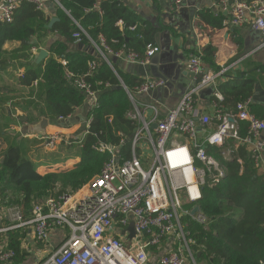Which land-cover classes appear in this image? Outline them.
<instances>
[{
	"label": "trees",
	"instance_id": "obj_1",
	"mask_svg": "<svg viewBox=\"0 0 264 264\" xmlns=\"http://www.w3.org/2000/svg\"><path fill=\"white\" fill-rule=\"evenodd\" d=\"M61 4L66 12L57 8L59 21L52 28L45 10L27 1L21 2L12 23H0V107L7 109L0 119V146L5 147L0 152V207L18 208L25 219L36 207L78 192L101 173L109 155L97 151L100 143L130 157V141L138 123L130 118L133 107L126 92H133L144 82L125 74L113 56H107L110 65L96 52L92 41L98 43L103 36L113 52H131L143 59L159 32L142 24L120 0H62ZM200 15L214 28L223 27L207 14ZM77 32L82 34L78 48L73 38ZM8 43L18 47L6 49ZM34 48L49 52L44 63L33 61ZM213 57L214 49L209 46L201 60L211 67ZM259 69L264 75V66ZM68 74L85 77L94 87L98 92L94 104ZM255 86L254 79L220 85L227 112L235 114L239 103L251 101L250 112L264 120V108L252 103ZM18 106L28 112L15 119L13 110ZM83 109L91 123L79 148V162L70 169L41 175L30 157L41 141L25 138L12 128L36 124L43 118L59 125L58 119L77 117ZM217 125L215 121L214 129ZM239 135L242 139L249 136L248 124L240 123ZM208 153L226 168V177L203 190L199 207L208 224H191L196 264H264V175L246 146L239 155L242 164L236 156L225 157L220 148L209 147ZM27 235L18 229L7 236V247L15 252L18 264L23 261Z\"/></svg>",
	"mask_w": 264,
	"mask_h": 264
},
{
	"label": "built area",
	"instance_id": "obj_2",
	"mask_svg": "<svg viewBox=\"0 0 264 264\" xmlns=\"http://www.w3.org/2000/svg\"><path fill=\"white\" fill-rule=\"evenodd\" d=\"M23 1L36 4L38 9L53 3L65 11L62 0H0V23H12ZM210 1L229 16L234 27H241L251 16L252 29L264 38V0ZM179 4L177 1L176 5ZM81 32L84 33L82 29ZM81 32L73 35L77 43L81 42ZM92 43L110 65L107 56L146 65L161 51V46L148 45L141 59L135 53L113 52L103 36H99L98 43ZM187 68L195 75H202L201 57L193 56ZM224 74L204 75L164 118H160V107L154 100V91L164 86L163 81L148 80L133 92L127 91L133 106L130 118L138 123L130 141V157L100 143L97 151L108 154L109 160L97 177L74 194L36 207L29 219L20 211L14 212L10 225H0V235L33 228L34 242L53 249L56 244L55 252L38 264H149L154 250H157L154 254L157 264H196L191 224H208L199 207L203 190L210 183L220 184L226 177V168L208 153L209 147L222 149L225 157L236 156L242 164L239 157L242 148L264 132V120L249 110L251 101L239 103L235 114H230L223 105L222 93L214 92V115H202L198 110L201 91L215 87V79ZM68 78H74L90 104L96 102L98 92L85 77L68 74ZM140 95L150 96L152 102L140 104ZM61 120L66 119L60 118L58 122ZM213 120L218 123L214 130ZM90 123L86 118L84 130L79 125L73 134L70 129L58 130L41 135L39 140L50 149L61 142L81 148ZM240 123L248 124L249 136L245 139L239 135ZM153 125L157 126L155 130ZM257 152L264 153V141ZM129 228L134 230L133 237ZM14 257L15 252L0 243V261L8 262Z\"/></svg>",
	"mask_w": 264,
	"mask_h": 264
},
{
	"label": "crops",
	"instance_id": "obj_3",
	"mask_svg": "<svg viewBox=\"0 0 264 264\" xmlns=\"http://www.w3.org/2000/svg\"><path fill=\"white\" fill-rule=\"evenodd\" d=\"M120 1L141 19L142 24H147L159 31L154 44L161 46V51L150 60L149 64L140 65L138 63H127L121 60H119L118 63L119 68L125 74L137 80L143 82L148 80H161L164 82V86L154 91V97H156L154 100L160 107V118H164L169 110L174 109L179 104L184 94L198 82L199 77L196 76L194 78L191 76L194 73L188 70L187 63L193 56L201 57L209 46L214 49V66L211 65L210 67L202 61L203 75L217 74L219 72H225V74L215 79V87L209 86L201 91L202 93L197 98V108L201 114L213 116L215 111L213 104V100L215 99H213V95L207 98V100H203L202 95L204 91L213 88L214 92H220L219 86L222 84L229 83L232 86L248 79H254L256 81V86L261 88V91H255L252 103L264 108V75L259 69L264 66V38L259 32L252 29L251 16H248L247 22L241 27H234L230 23L229 16L215 7L210 0ZM177 1H180L179 5H176ZM57 8L59 7L55 4L48 3L43 9L47 16L50 17L51 21L53 19L59 21L56 16ZM202 13L207 14L213 23H220L223 27L214 28L212 24L202 20L200 15ZM122 25V23H119L120 27H122ZM79 44L80 43H76L75 47L78 48L80 46ZM17 47V43H8L5 46V48L9 50ZM41 50L46 49L34 48L32 50L33 61L36 64V57L40 54ZM95 50L100 55L96 48ZM45 61L46 59L42 63ZM216 68H219V71H216ZM34 86H37V82ZM150 99V96H138L140 104L152 102ZM8 106H10V104H8ZM225 109L227 110L226 107ZM6 111L7 109L5 106L0 107V119L6 116ZM13 112L14 118L17 119L24 117L28 111L18 106ZM36 124H26L25 126L12 128V132H19L23 134L25 138L39 141L41 135L32 133V127ZM214 125L215 120L211 123L212 130H214ZM52 126L55 125L50 124L48 128ZM56 127L55 131H66L71 129L72 126L65 128L59 123ZM77 127H79V125H77ZM263 141L264 132H262L257 139H253L250 145H245L248 151L253 154L259 173L262 175H264V153H258L257 148ZM2 150L4 151L5 147L0 146V152ZM78 162L79 161H77V163ZM66 164L69 165L67 169H70L76 163L68 160ZM39 165L51 166V164H45L42 160H40ZM37 169L41 175L49 173L48 171H44L45 168L40 170L37 167ZM14 210L15 208L0 207V225L2 227H7L11 224L10 220ZM23 230L28 233L24 241L25 244H23L25 247L29 237L31 241L34 242L32 235L33 228H24ZM10 233L12 232L0 235V241L6 248H8L6 243L8 239L7 236ZM55 240L56 238L54 242ZM57 242L58 241H56V243ZM156 251L157 250L153 252L151 257V262H154V264H157V258L154 255Z\"/></svg>",
	"mask_w": 264,
	"mask_h": 264
},
{
	"label": "rangeland",
	"instance_id": "obj_4",
	"mask_svg": "<svg viewBox=\"0 0 264 264\" xmlns=\"http://www.w3.org/2000/svg\"><path fill=\"white\" fill-rule=\"evenodd\" d=\"M56 128H57L56 125L48 128L46 134H51L55 132ZM77 128H78L77 125L72 126L71 129L69 130L71 131L70 133L73 134L77 132L78 130ZM141 143H144V141H142ZM71 146L66 145L65 142H61L56 145L55 149H50L47 146H45L43 142H41L35 147L30 157L33 160L34 164L37 165V167L40 170H42L43 168H45L44 171H48V172H59V171L67 170V168H69L67 167L69 165L66 164L68 160L73 161L76 164L77 161L80 160L79 146L77 145H71ZM40 160H42L45 164L46 163L51 164V166L39 165ZM16 211H20V210L15 208L13 213ZM56 241L57 240H55V243ZM27 242H28L27 245H25V247L23 248V254H22L23 261L21 263L19 262V264H38L44 258L51 256L56 249L55 248L56 244L54 245V249H53V247H48L44 244H38L36 242H32L30 237ZM17 262H18L17 259L14 258L10 262L0 261V264H18ZM149 264H154V262H150Z\"/></svg>",
	"mask_w": 264,
	"mask_h": 264
},
{
	"label": "water",
	"instance_id": "obj_5",
	"mask_svg": "<svg viewBox=\"0 0 264 264\" xmlns=\"http://www.w3.org/2000/svg\"><path fill=\"white\" fill-rule=\"evenodd\" d=\"M57 19H53L51 21L50 24V28L53 27L54 23L57 22ZM48 58V52L46 50H41L40 54L36 57V62L37 64L42 63L45 59ZM191 76H193L194 78L196 76L199 77V80H201L203 78V74L202 75H195L192 74ZM255 91H261V88H258V86L255 87ZM214 93V89L213 88H209L208 90L204 91V94L202 95V99L203 100H207V98L211 97ZM85 97H87L86 94H84ZM59 123L64 126L65 128H68L69 126H74V125H80L81 124V128L82 130L85 129V123H86V110H82V113L80 115H78L77 117H72L70 119H66V120H61L59 121ZM50 125V120L48 118H43L38 124H36L35 126L32 127L33 130V134L35 135H45L46 134V130ZM157 128L156 125L152 126V129L155 130ZM199 209H195L193 213L197 212ZM129 231L132 232V237L134 235V230L133 228H129Z\"/></svg>",
	"mask_w": 264,
	"mask_h": 264
},
{
	"label": "bare ground",
	"instance_id": "obj_6",
	"mask_svg": "<svg viewBox=\"0 0 264 264\" xmlns=\"http://www.w3.org/2000/svg\"><path fill=\"white\" fill-rule=\"evenodd\" d=\"M14 258H15V257H14ZM14 258H13V259H14ZM13 259H12V260H13ZM12 260H11V261H12Z\"/></svg>",
	"mask_w": 264,
	"mask_h": 264
}]
</instances>
